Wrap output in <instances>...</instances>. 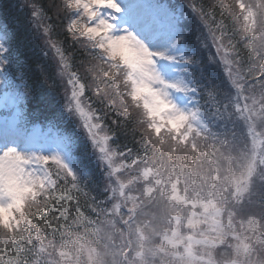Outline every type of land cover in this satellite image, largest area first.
<instances>
[{"label": "snow or ice", "instance_id": "obj_1", "mask_svg": "<svg viewBox=\"0 0 264 264\" xmlns=\"http://www.w3.org/2000/svg\"><path fill=\"white\" fill-rule=\"evenodd\" d=\"M218 7L215 28H205L232 91L221 101L209 86L202 109L192 97L203 85L165 78L174 65L195 63L168 54L174 39L151 51L120 27L118 0H62L64 30L89 56L83 78L47 25L44 36L71 86L66 110L86 117L108 195L81 203L82 174L65 151L0 148V264H264V0ZM225 21L242 25L252 66L237 58V33ZM89 94L107 110L86 113ZM105 117L117 128L121 119L135 125L133 147L98 135Z\"/></svg>", "mask_w": 264, "mask_h": 264}, {"label": "trees", "instance_id": "obj_2", "mask_svg": "<svg viewBox=\"0 0 264 264\" xmlns=\"http://www.w3.org/2000/svg\"><path fill=\"white\" fill-rule=\"evenodd\" d=\"M28 1L36 6L43 22L34 16L26 0H0V36L5 48L3 80L1 79L0 82L3 87L11 90V93L18 88L21 95L19 121L24 126L27 128L40 126L43 130L56 133L65 139L71 164L82 174L81 203L86 199L89 204H94V201L103 200L108 195L102 190L103 173L94 159L90 143L65 112L63 93L56 79L53 62L35 29L34 20L38 21L37 24L41 23L43 27L48 26L51 39L70 59L73 72L77 73L78 68L85 67L89 62V56L82 44L74 42L73 37L64 30L68 21L64 12L58 13L57 8L55 10L57 0ZM191 2L201 11L205 23L215 28L213 20L221 18L218 7L221 4L216 0H191ZM225 22L228 24L230 33L233 31L237 33L234 40V43H239L237 58L243 57L245 64L252 66L238 35L242 25L235 21ZM200 42L201 37L188 36L185 43L186 52L188 58L195 61V68L184 69H189L188 71L192 74L188 76L190 85L204 86V90L195 96L200 99L202 109H207L209 86L214 88V94L223 101L228 91V83L219 58L211 51L206 52V48L200 50ZM88 99L96 115L107 110L91 94ZM3 115H7V112L4 108H0V118ZM104 123L107 125L105 132L114 137V143L109 141L113 148L119 146L120 149L126 150L127 147H133L135 140L139 139L138 135L134 139L132 129L135 125L132 123L121 119L120 127L117 128L107 117L104 118ZM236 130H241L240 124L236 125ZM86 215L93 220L96 219L90 209L86 210Z\"/></svg>", "mask_w": 264, "mask_h": 264}, {"label": "rangeland", "instance_id": "obj_3", "mask_svg": "<svg viewBox=\"0 0 264 264\" xmlns=\"http://www.w3.org/2000/svg\"><path fill=\"white\" fill-rule=\"evenodd\" d=\"M221 5L226 3L227 0H216ZM120 6L124 9L122 15H120L118 23L120 27L127 28L129 31H132L139 39L142 40L143 43L149 50L151 51H163L167 48L166 41L170 39H174L176 41V48L169 50L168 54H174L179 59H188V53L186 52L185 43L188 39V36L194 35L197 37H201V42L199 44L200 50L204 48L206 52H213L216 57L215 48L212 46V41L209 37L208 30L205 28V20L201 19L203 16L200 13L201 11L194 6L191 0H118ZM28 3L31 12H33V8L36 9V6L30 4L31 2L26 0ZM62 0H57L56 6L61 5ZM193 7H195L196 11H193ZM63 12V11H62ZM36 23L34 26L36 27V31L39 34L44 48H46V52L50 56L54 70L56 73V79L58 85L61 88L63 93L64 100V108L66 114L70 117V119L76 125L78 131L86 137L88 142L90 143L86 129L82 127L84 124L85 118H81L75 111L72 114L66 110L68 107H73L74 104L70 101L71 97V86L67 83V76H61L59 73V69L56 63V55L49 48L46 43L47 38L44 36V27L41 23L37 24L38 21L34 20ZM192 43V42H191ZM0 50L3 53H0V81L3 80V66H4V53L5 48L3 47V40L0 36ZM205 53V52H204ZM198 56V55H197ZM219 58V57H218ZM68 63L71 71L73 70L71 67L70 59H68ZM197 63V62H196ZM193 64H184L178 63L173 66L170 72L165 73V78L172 79H183L185 82L189 83L190 78L188 76H192L188 71L194 67ZM184 68H189L185 70ZM225 71L223 67V72ZM77 75L83 78L84 76V67L78 68ZM11 93L6 89V87L2 85L0 82V108H4L7 112V115H3L0 120V148H4L7 146H16L22 152H33L36 154H50L53 151H65V157L68 160L69 164L78 172L81 173L78 169L75 168L68 156L67 148L65 145V139L60 137L56 133H50L49 131H45L40 127H33L28 129L19 121V110L21 105V95L19 93L18 88L15 89ZM232 91L228 86V91ZM96 99L95 96L91 95ZM193 100L198 102L202 108L200 103V99H197L194 95ZM177 99L183 102L186 98L177 94ZM97 100V99H96ZM84 111L87 113L89 107L93 109L90 105L89 99H86L84 105ZM94 111V110H93ZM5 130V131H3ZM1 132L5 135H1ZM104 133H99L98 135H103ZM260 140H264V137L258 138V146ZM110 145V142H109ZM92 153L96 163L100 166L101 171L103 173V183L105 184V174H104V165H101L96 158L98 153L92 147Z\"/></svg>", "mask_w": 264, "mask_h": 264}, {"label": "bare ground", "instance_id": "obj_4", "mask_svg": "<svg viewBox=\"0 0 264 264\" xmlns=\"http://www.w3.org/2000/svg\"><path fill=\"white\" fill-rule=\"evenodd\" d=\"M3 131H5V130H3ZM4 133H6V132H1V135H5Z\"/></svg>", "mask_w": 264, "mask_h": 264}]
</instances>
